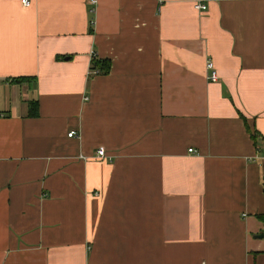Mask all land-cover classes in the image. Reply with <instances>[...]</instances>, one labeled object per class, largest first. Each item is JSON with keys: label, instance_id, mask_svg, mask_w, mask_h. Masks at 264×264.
I'll return each instance as SVG.
<instances>
[{"label": "crops", "instance_id": "1", "mask_svg": "<svg viewBox=\"0 0 264 264\" xmlns=\"http://www.w3.org/2000/svg\"><path fill=\"white\" fill-rule=\"evenodd\" d=\"M30 1L0 0V264H264V0Z\"/></svg>", "mask_w": 264, "mask_h": 264}, {"label": "built area", "instance_id": "2", "mask_svg": "<svg viewBox=\"0 0 264 264\" xmlns=\"http://www.w3.org/2000/svg\"><path fill=\"white\" fill-rule=\"evenodd\" d=\"M90 3L92 5H96L97 4V0H90ZM22 4L26 7L30 6L31 4V1L30 0H22ZM195 8L196 10H198L200 13H204L208 10V6L206 3H197L195 5ZM207 70H208V80L212 83H216L218 82L219 80V76H218V73H217V70L215 68V65L214 63L209 60L207 62ZM94 73H98L99 71L98 70H93ZM69 137H73V136H76V132L75 131H72L68 134ZM189 152H193V149H190ZM96 157L99 158V159H105L107 157V153H106V149L105 148H99L97 151H96ZM81 158H85V157H81ZM86 159V158H85Z\"/></svg>", "mask_w": 264, "mask_h": 264}, {"label": "trees", "instance_id": "3", "mask_svg": "<svg viewBox=\"0 0 264 264\" xmlns=\"http://www.w3.org/2000/svg\"><path fill=\"white\" fill-rule=\"evenodd\" d=\"M110 68H111V64L109 60H102L98 62L94 61L93 69H99L100 74H108L110 72ZM17 81L20 82L21 80L20 81L16 80V82ZM30 115L32 117L38 116L37 103H31Z\"/></svg>", "mask_w": 264, "mask_h": 264}]
</instances>
